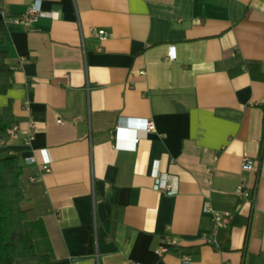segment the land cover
<instances>
[{"label":"crops","instance_id":"crops-1","mask_svg":"<svg viewBox=\"0 0 264 264\" xmlns=\"http://www.w3.org/2000/svg\"><path fill=\"white\" fill-rule=\"evenodd\" d=\"M33 1L0 0L17 119L0 157L22 166L41 264H264V0H40L10 22ZM205 205L234 215L218 247Z\"/></svg>","mask_w":264,"mask_h":264},{"label":"trees","instance_id":"trees-1","mask_svg":"<svg viewBox=\"0 0 264 264\" xmlns=\"http://www.w3.org/2000/svg\"><path fill=\"white\" fill-rule=\"evenodd\" d=\"M5 33L4 26L0 24V36L4 37ZM6 59L7 53L0 50V83L9 87L12 70ZM16 124L17 119L8 103L0 112V145L9 139L10 130ZM22 174L17 156L0 157V264H15L17 261L41 264L50 260L49 255L36 251L32 241L25 235L27 214L21 207L24 200Z\"/></svg>","mask_w":264,"mask_h":264},{"label":"built area","instance_id":"built-area-1","mask_svg":"<svg viewBox=\"0 0 264 264\" xmlns=\"http://www.w3.org/2000/svg\"><path fill=\"white\" fill-rule=\"evenodd\" d=\"M40 0H34L31 5L27 8V11L23 14H20L18 16L12 17L10 19V22L15 23V24H19L22 25L23 27H28L33 21H35L37 19L38 16L42 15L41 11H40V5H39ZM108 35L105 32H100L99 37L101 39L106 38ZM168 57L172 58L173 57V51L170 50L168 52ZM264 92V91H263ZM264 98V95H263ZM132 121V125L133 128L137 131V132H150L154 130V122L153 120L149 119V118H133L131 119ZM57 122H60V120H57ZM16 131V127H13L10 130V136L13 135ZM35 131V125L32 121H30L29 123V129L27 131V137L31 138V136L33 135ZM138 141V138L134 139V142L136 143ZM27 161L29 162H35V158L34 156H31L29 158H27ZM253 161L247 157H243V159L241 160V168L244 170H250L253 169ZM49 167L47 165H43L42 169L43 171H49L48 169ZM30 180H34V177H30ZM154 189H156L157 191H161V192H165L167 194H173L175 193L176 190V178L173 176H169V175H162L159 177H156L154 180V184H153ZM237 193L240 196H245L248 194V191L245 189V187L241 184L240 186L237 187ZM203 210L207 213H209L211 215V218L213 220V227H212V231L210 233V236L207 238V241L209 243L214 244V246L218 247V242H217V231L219 229L222 228H228V226L230 225V223L233 220V213L232 212H228V211H218L213 209L211 206L209 205H205L203 207ZM166 242L171 246L177 245L178 242L175 238H171L169 236L166 237ZM167 251V247H161L158 250V253H162ZM180 260H181V264H189V259L187 257L186 254H182L180 256ZM133 264H138V263H134Z\"/></svg>","mask_w":264,"mask_h":264}]
</instances>
